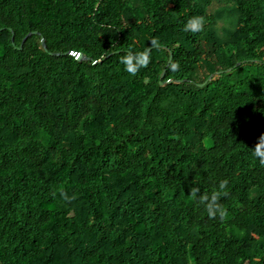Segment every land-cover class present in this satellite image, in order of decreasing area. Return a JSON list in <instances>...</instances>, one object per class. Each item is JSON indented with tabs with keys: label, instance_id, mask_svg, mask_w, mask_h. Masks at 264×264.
Instances as JSON below:
<instances>
[{
	"label": "trees",
	"instance_id": "trees-1",
	"mask_svg": "<svg viewBox=\"0 0 264 264\" xmlns=\"http://www.w3.org/2000/svg\"><path fill=\"white\" fill-rule=\"evenodd\" d=\"M262 134L264 0H0V264H264Z\"/></svg>",
	"mask_w": 264,
	"mask_h": 264
},
{
	"label": "clouds",
	"instance_id": "clouds-1",
	"mask_svg": "<svg viewBox=\"0 0 264 264\" xmlns=\"http://www.w3.org/2000/svg\"><path fill=\"white\" fill-rule=\"evenodd\" d=\"M205 24V17L202 15H193L188 18L186 24L184 25V30L190 32H199L203 29ZM151 44L155 46L157 41L155 38L151 40ZM149 61V53L148 49L145 48L143 51H137L134 54L125 55L123 57V64L125 65V70L129 73L135 74L139 68L147 65ZM173 70L178 69L179 65L177 63H173L171 65ZM253 155L260 159L261 163H264V134L259 137V142L256 144L255 148L252 149ZM227 184V181H223L220 184V189H224ZM221 193H217L213 196V201L207 207V211L209 215H215L217 211H220L221 215H223V210L219 205L215 203L216 199Z\"/></svg>",
	"mask_w": 264,
	"mask_h": 264
},
{
	"label": "water",
	"instance_id": "water-1",
	"mask_svg": "<svg viewBox=\"0 0 264 264\" xmlns=\"http://www.w3.org/2000/svg\"><path fill=\"white\" fill-rule=\"evenodd\" d=\"M32 34H33V33H30V34H28V35L25 37V39H24L22 45L20 46L21 49L23 48V44H24V42L26 41V39H27L30 35H32ZM42 45H43L44 49L46 50V49H47V46H46V42H45L44 39H42ZM73 54L75 55L77 61L88 60V58H87L83 53H77V52H74Z\"/></svg>",
	"mask_w": 264,
	"mask_h": 264
}]
</instances>
